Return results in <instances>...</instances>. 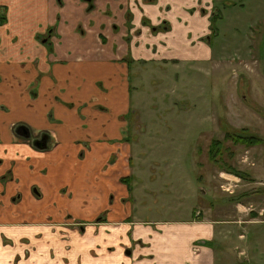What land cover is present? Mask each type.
<instances>
[{"label":"crops","instance_id":"obj_1","mask_svg":"<svg viewBox=\"0 0 264 264\" xmlns=\"http://www.w3.org/2000/svg\"><path fill=\"white\" fill-rule=\"evenodd\" d=\"M177 1L0 0V264H264V163L248 206L224 193L230 207L129 220L131 177L154 179L137 153L152 146L126 141L131 86L124 61L140 65L156 50L150 41L178 28L194 51L197 35L210 34L217 2ZM162 23L169 24L164 32L152 34L150 26ZM111 77L118 90L110 95ZM21 126L28 138L18 134ZM43 135L46 149L39 150L33 143ZM190 189L197 199V187ZM228 208L252 216L218 218ZM3 228L17 235L7 240Z\"/></svg>","mask_w":264,"mask_h":264},{"label":"rangeland","instance_id":"obj_2","mask_svg":"<svg viewBox=\"0 0 264 264\" xmlns=\"http://www.w3.org/2000/svg\"><path fill=\"white\" fill-rule=\"evenodd\" d=\"M215 6L219 19L225 18L216 22L218 29L213 37L209 33L197 35L200 40L194 41V51L191 48L189 52L184 40L176 36L178 28L159 41L154 38L155 43L150 41L156 50L146 56V65H141L145 61L140 65L124 61L130 66L132 88V110L125 116L126 141L133 146H152V151L143 148L137 153L145 155L143 171L154 179L144 182L143 178L131 177L127 184L133 191L132 199H128L132 206L130 221H164L176 214L175 209L183 213L199 205L230 207L222 202L230 196L220 190L222 175L238 178L230 170L243 174L233 197L248 206L246 202L252 201L255 192L258 194L264 163V0H217ZM162 24L156 31L151 25V33L164 32L162 27L169 24ZM168 35L173 40L166 39ZM210 54L212 58L205 60ZM114 81L111 77L110 95L118 90ZM241 130L263 142L247 147L224 140L226 134ZM213 140L222 141L223 147L215 161L208 153ZM167 174L169 181H176L180 175L184 182L167 183ZM194 186L197 199L191 198L195 194L190 188ZM209 189L211 196L205 192ZM228 209L218 218L248 221L252 216L251 211L242 216ZM76 225L71 227L78 229ZM2 230L7 240L17 235L12 228Z\"/></svg>","mask_w":264,"mask_h":264},{"label":"trees","instance_id":"obj_3","mask_svg":"<svg viewBox=\"0 0 264 264\" xmlns=\"http://www.w3.org/2000/svg\"><path fill=\"white\" fill-rule=\"evenodd\" d=\"M89 9H92V6L89 5ZM6 9L4 8H0V26L4 25L6 23ZM219 16L218 15H212L209 18V22H210V35L214 36L215 33H217V27H216V22L218 21ZM160 27H155V31L158 30ZM162 29H166L164 27H162ZM52 32V29H47L46 31V36L50 35ZM209 39V38H208ZM210 40V39H209ZM244 130H241L240 132L237 133H228L225 135L224 140L225 141H230L232 144L234 145H243V146H247V147H254L257 146L259 144H261V142H263L260 138L254 137L252 135H245ZM221 143L222 141L220 140H213L211 142V144L209 145V149H208V153H209V158L210 160L215 161V156L216 153H220V150L223 148H221ZM221 148V149H220ZM235 176H238L239 178H243V174L239 173V172H235L234 170H230ZM121 183H125L126 184V180L125 178L120 179Z\"/></svg>","mask_w":264,"mask_h":264},{"label":"built area","instance_id":"obj_4","mask_svg":"<svg viewBox=\"0 0 264 264\" xmlns=\"http://www.w3.org/2000/svg\"><path fill=\"white\" fill-rule=\"evenodd\" d=\"M221 177H224V178L223 179L221 178L223 182L220 184V190L228 195L234 194L235 190L240 184V181H239L240 179L234 176H223L222 175ZM233 179L234 181H232Z\"/></svg>","mask_w":264,"mask_h":264},{"label":"water","instance_id":"obj_5","mask_svg":"<svg viewBox=\"0 0 264 264\" xmlns=\"http://www.w3.org/2000/svg\"><path fill=\"white\" fill-rule=\"evenodd\" d=\"M18 134L20 136H22L23 138H28L29 137L28 129L26 127H23V126L18 128ZM33 146L36 147L37 149H45L46 148V140L44 138L36 140L33 143Z\"/></svg>","mask_w":264,"mask_h":264},{"label":"flooded vegetation","instance_id":"obj_6","mask_svg":"<svg viewBox=\"0 0 264 264\" xmlns=\"http://www.w3.org/2000/svg\"><path fill=\"white\" fill-rule=\"evenodd\" d=\"M214 4H216V3H214ZM216 13H217V7H214L213 8V12H211V14H210V16H212V15H216ZM222 19V18H221ZM221 19H218V21H220ZM217 21V22H218ZM209 26H210V22H209ZM216 27H217V25H216ZM218 29V28H217ZM54 31H52L51 32V34L53 33ZM211 32V31H210ZM210 35V34H209ZM213 37V36H212ZM206 39V38H205ZM209 40V39H208ZM210 41V40H209ZM132 89V88H131ZM131 108H130V110H129V112H128V114H130L131 113ZM127 116V115H126ZM124 119H125V116H124ZM41 138H44L45 140H47L48 139V136L47 135H43V136H41ZM40 138V139H41ZM36 148V147H35ZM46 149V148H45ZM39 150H43V149H39ZM68 219H69V217H68ZM78 226H79V224H78ZM77 229V228H76Z\"/></svg>","mask_w":264,"mask_h":264}]
</instances>
